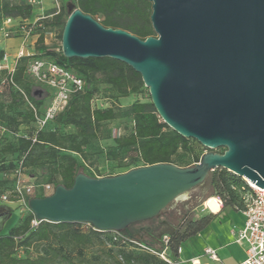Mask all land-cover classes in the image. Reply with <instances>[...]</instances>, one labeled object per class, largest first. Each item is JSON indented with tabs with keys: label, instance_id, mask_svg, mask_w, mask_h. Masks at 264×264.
<instances>
[{
	"label": "water",
	"instance_id": "1",
	"mask_svg": "<svg viewBox=\"0 0 264 264\" xmlns=\"http://www.w3.org/2000/svg\"><path fill=\"white\" fill-rule=\"evenodd\" d=\"M149 2L156 36L143 40L68 1L62 53L131 67L163 122L209 152L188 167L160 163L101 178L80 172L71 188L28 201L38 221L124 233L185 200L218 168L264 189V0Z\"/></svg>",
	"mask_w": 264,
	"mask_h": 264
},
{
	"label": "trees",
	"instance_id": "2",
	"mask_svg": "<svg viewBox=\"0 0 264 264\" xmlns=\"http://www.w3.org/2000/svg\"><path fill=\"white\" fill-rule=\"evenodd\" d=\"M60 1L59 10L47 11V17L35 24L36 12L28 0H0V28L7 18L20 19L29 23L37 36L34 52L16 62L11 78L17 89L7 83L0 98V118L10 132L0 135V199L14 188L19 162L36 182L41 176L45 184L66 188L73 186L80 172L101 178L160 163L179 167L197 164L204 152L193 156L194 161L190 165L176 163L181 151L193 153V143L199 142L184 138L163 122L140 74L111 58L67 59L62 48L56 52L44 42L45 29L61 28L59 37L62 39L68 1H73L83 13L90 14L106 28L121 29L143 40L155 37L151 22L152 3L149 0ZM4 57L5 51L0 49V63ZM36 60H47L66 67L83 80L84 88L71 95L64 110L36 135L33 142L13 134L20 133L22 126L31 134L35 121L34 113L20 91L38 110L49 96L48 90L42 88L28 72L30 64ZM8 78V71L1 70L0 85ZM137 95H147L149 101L137 100L125 109L121 107V100ZM99 98L106 100L109 107L95 106ZM118 117L130 120L131 128L127 134L113 139L116 155L122 151L131 152L138 164L126 172L100 175L92 170L86 148L98 139L103 123ZM67 129L72 131L67 132ZM223 151L217 150L220 153ZM10 156L14 160L8 161ZM242 188L248 189L249 186L231 172L223 168L211 172L202 185L187 194V199L173 202L157 218L133 225L142 227L138 234H129L130 240L145 248L129 240H115L112 232L94 230L82 223L42 221L33 229L31 221L34 215L29 212L7 234L0 235V264H175L178 250L211 223L213 215L197 219L194 209L210 197L219 198L224 208L240 209ZM36 197L45 196L33 195L27 201ZM129 229L124 233L128 234ZM164 237L168 238L167 243ZM96 247L98 254L87 256V250ZM30 250L35 251V257L18 256L19 251ZM163 254L166 260L161 257Z\"/></svg>",
	"mask_w": 264,
	"mask_h": 264
},
{
	"label": "built area",
	"instance_id": "3",
	"mask_svg": "<svg viewBox=\"0 0 264 264\" xmlns=\"http://www.w3.org/2000/svg\"><path fill=\"white\" fill-rule=\"evenodd\" d=\"M29 4L33 7L40 3V0H28ZM47 16H40L38 20L45 19ZM20 20V19H19ZM0 35L5 39L19 38L21 43L16 52V60L30 55L29 43L37 36L33 34V28L29 23L20 20L16 22L15 19L7 18L3 21L0 28ZM7 60L5 55L4 60L0 63V71L6 69L8 71L9 78L1 81L0 85V98L3 93V88L7 83L13 84L12 75L14 73L15 66H4V62ZM33 79L41 85L46 86L54 93V97L50 103V107L44 115H41L29 98L20 91L23 95L24 101L33 111L35 121L33 123V129L31 134L26 131L13 134L15 137L23 136L25 139L36 140V135L41 132L47 124L52 121L55 116L62 112L67 106V103L72 94L82 91L84 88L83 80L78 77L74 72L68 70L66 67L48 62L46 60H36L32 62L28 70ZM14 85V84H13ZM15 86V85H14ZM16 87V86H15ZM17 89V87H16ZM10 133L6 125L0 118V135ZM249 188L241 189V212L244 216V226L240 229L233 230L232 236L234 240L239 243H245L246 259L240 264H264V189L253 187L247 180H245ZM38 188H42L46 191L44 196L52 194L55 187L51 184H45ZM37 186H35L34 179L26 173L22 167V162L15 171V185L11 191L4 193L1 196L3 203H24L28 205V198L33 196L36 192ZM15 200L14 202L12 201ZM42 221H38L35 217L31 221V228H37ZM88 227L93 228L89 224H85ZM94 229V228H93ZM96 230V229H94ZM113 238L124 239L131 241L134 245L142 246L141 244L130 240L124 233L113 232ZM168 238L164 237V242L167 243ZM181 252V248L178 250ZM205 255L214 261H219L216 250L212 248H206ZM165 259L164 254L161 255ZM166 260V259H165ZM168 261V260H167ZM171 263L170 261H168ZM173 264V263H171Z\"/></svg>",
	"mask_w": 264,
	"mask_h": 264
},
{
	"label": "rangeland",
	"instance_id": "4",
	"mask_svg": "<svg viewBox=\"0 0 264 264\" xmlns=\"http://www.w3.org/2000/svg\"><path fill=\"white\" fill-rule=\"evenodd\" d=\"M61 6L60 0H40V3L34 7L36 12V19L33 21L35 24L38 21V18L42 15L45 16L47 11L50 10H59ZM16 22H20L19 19ZM25 22V21H24ZM61 28L55 29H45V38L44 42L47 47L51 50H55L58 52L61 48V40H60ZM37 38L34 37L31 40V44L29 45L30 53L34 52V47L36 44ZM21 41L19 38H10L5 39L0 35V49H4L5 55L7 56V60L4 62V66L12 67L14 62H16V50L18 49ZM47 61V60H46ZM50 62V61H48ZM42 88H45L49 92L48 98L45 100L43 106L40 108L41 115H44L48 108L50 107V103L54 97V93L49 90L46 86L41 85ZM40 92L41 89H40ZM148 102L147 95H137L132 96L127 99H123L120 101L121 107L123 109L127 108L130 104L135 101ZM95 106L100 108L109 107V103L99 98L95 102ZM131 128V122L127 118L118 117L114 121L103 123L99 130L98 139L91 142V144L86 148V151L90 157V162L92 163V170L100 175H115L121 172H126L133 166L138 164V160L134 154L131 152L122 151L120 154H117L116 148L113 144V139L124 134H127ZM72 131L71 129H67V132ZM9 134V133H8ZM193 153L180 152L176 163L180 166H186L193 163V156L200 155L205 151L206 148L202 147L199 143H193ZM114 156H118V158H114ZM8 161L14 160L13 156L7 158ZM29 174V171L26 172ZM30 176V175H29ZM34 179V178H33ZM35 186H37L36 192L34 195L44 196L46 191L42 188H38L42 185H45V182L41 176H39L37 182L34 180ZM38 183V184H37ZM192 195V194H191ZM188 198V195H187ZM186 198V199H187ZM216 198V197H215ZM30 212L28 205L26 202L20 203H3L0 199V214L8 213L5 216L0 218V235L7 234L11 228H13L20 218L28 215ZM200 215L207 216L206 212L199 211ZM194 217L197 218L196 213H194ZM142 226H132L129 229V233L125 234L129 237V234H138V230ZM187 244H185V248ZM98 247L87 250V256H95L98 254ZM19 257H35V251H19Z\"/></svg>",
	"mask_w": 264,
	"mask_h": 264
},
{
	"label": "crops",
	"instance_id": "5",
	"mask_svg": "<svg viewBox=\"0 0 264 264\" xmlns=\"http://www.w3.org/2000/svg\"><path fill=\"white\" fill-rule=\"evenodd\" d=\"M20 130L23 132L24 127L22 126ZM199 211L213 215L211 223L197 236L187 241L186 248L185 244L181 247L175 264H240L243 262L247 256V246L245 243H237L232 236L233 230L244 226V216L241 210L231 207L224 208L219 198L210 197L194 209L197 219L202 217ZM206 248L216 250L219 261L206 256L204 253Z\"/></svg>",
	"mask_w": 264,
	"mask_h": 264
},
{
	"label": "bare ground",
	"instance_id": "6",
	"mask_svg": "<svg viewBox=\"0 0 264 264\" xmlns=\"http://www.w3.org/2000/svg\"><path fill=\"white\" fill-rule=\"evenodd\" d=\"M253 187H255V185H253L251 182H249Z\"/></svg>",
	"mask_w": 264,
	"mask_h": 264
}]
</instances>
